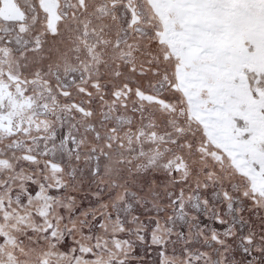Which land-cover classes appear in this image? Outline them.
I'll use <instances>...</instances> for the list:
<instances>
[{
    "label": "snow or ice",
    "instance_id": "obj_1",
    "mask_svg": "<svg viewBox=\"0 0 264 264\" xmlns=\"http://www.w3.org/2000/svg\"><path fill=\"white\" fill-rule=\"evenodd\" d=\"M0 264H264V0H0Z\"/></svg>",
    "mask_w": 264,
    "mask_h": 264
}]
</instances>
